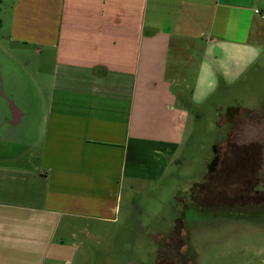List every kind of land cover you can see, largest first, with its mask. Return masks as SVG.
<instances>
[{"label":"crops","instance_id":"obj_1","mask_svg":"<svg viewBox=\"0 0 264 264\" xmlns=\"http://www.w3.org/2000/svg\"><path fill=\"white\" fill-rule=\"evenodd\" d=\"M8 2L0 28L34 49L50 80L45 106L40 95L29 106L11 93L19 116L9 123L30 115L39 154L0 166V264H69L56 244L62 225L117 223L125 183L164 177L189 111L203 119L201 108L259 63L264 0Z\"/></svg>","mask_w":264,"mask_h":264},{"label":"rangeland","instance_id":"obj_2","mask_svg":"<svg viewBox=\"0 0 264 264\" xmlns=\"http://www.w3.org/2000/svg\"><path fill=\"white\" fill-rule=\"evenodd\" d=\"M8 5L0 0V20ZM0 47L30 82L13 68L11 77L0 53V166H27L26 158L36 162L39 154L36 124L29 126L28 115L11 125L8 99L16 92L33 106L40 95L45 106L50 77L39 76L34 49L10 42L5 25ZM196 67L193 61L188 69ZM189 112L184 143L165 176L134 188L125 183L117 223L62 225L56 244L69 264H264V55L201 108L203 119ZM217 159L221 167L211 174ZM64 258L57 263L68 264Z\"/></svg>","mask_w":264,"mask_h":264},{"label":"flooded vegetation","instance_id":"obj_3","mask_svg":"<svg viewBox=\"0 0 264 264\" xmlns=\"http://www.w3.org/2000/svg\"><path fill=\"white\" fill-rule=\"evenodd\" d=\"M8 71L10 72V76L12 77V69H11V67L10 66H8ZM11 96V95H10ZM8 102H9V104H10V106H11V113L13 114V116H14V118H17L18 116H19V113L17 112V109H16V106H15V102H16V99L14 98V97H10L9 99H8ZM14 123V122H13ZM216 164H215V167H214V170L212 171V173L211 174H213V173H215V172H217L216 170L217 169H219L221 166L219 165L220 164V161L217 159L216 161ZM219 171H221V170H219ZM210 175H208V176H206L205 178H206V180H207V178L209 177ZM217 177L220 179L221 178V175L219 174V172H218V175H217ZM233 177V176H232ZM221 180V179H220ZM207 183L208 182H206V185H207ZM206 185H204V187L206 186ZM194 194L195 193H193L192 194V197H194Z\"/></svg>","mask_w":264,"mask_h":264},{"label":"built area","instance_id":"obj_4","mask_svg":"<svg viewBox=\"0 0 264 264\" xmlns=\"http://www.w3.org/2000/svg\"><path fill=\"white\" fill-rule=\"evenodd\" d=\"M256 14L260 15L264 19V14L261 11H256Z\"/></svg>","mask_w":264,"mask_h":264}]
</instances>
